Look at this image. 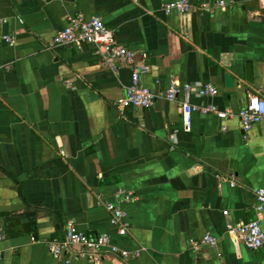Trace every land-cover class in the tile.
<instances>
[{"label": "crops", "instance_id": "obj_1", "mask_svg": "<svg viewBox=\"0 0 264 264\" xmlns=\"http://www.w3.org/2000/svg\"><path fill=\"white\" fill-rule=\"evenodd\" d=\"M170 1L0 0V264H65L47 243L64 238L71 219L90 235L108 232L132 252L106 253L104 264H264V245L249 248L226 231L227 222L256 218L264 229V208L256 207V189L264 187V122L245 131L237 115L193 112L187 130L181 105L215 103L238 113L250 94L264 97L261 0H224V7L191 0L187 14L167 13ZM80 12L100 16L117 42L150 67L141 83L159 95L151 108L119 106L132 67L114 72L93 44H53ZM226 73L234 87L226 86ZM174 79L211 83L219 93L170 101L165 91ZM121 190L136 200L125 201ZM107 201L128 211L126 235L111 223ZM206 232L217 244L191 248L190 240Z\"/></svg>", "mask_w": 264, "mask_h": 264}, {"label": "built area", "instance_id": "obj_2", "mask_svg": "<svg viewBox=\"0 0 264 264\" xmlns=\"http://www.w3.org/2000/svg\"><path fill=\"white\" fill-rule=\"evenodd\" d=\"M207 11L213 9L206 4H201ZM219 6L224 7L225 1L220 0ZM195 5L191 0H173L164 5V10L168 13L177 11L180 14H187L194 9ZM262 12L264 14V0H261ZM0 22H2L0 20ZM4 40L14 43V37L10 34H3ZM54 45L66 44H93L99 56L114 72L119 71L123 65L132 67L131 82L126 88L124 96L119 101V106L136 107L142 109L151 108L158 94L148 86L141 83V77L146 74L150 67L145 63H138L137 54L133 49L117 42L114 31L107 27L104 20L97 15L85 16L82 12L77 13L70 18L54 36ZM195 92L200 97H213L219 93V89L211 84H198L193 86L190 83L182 84L179 80H171L169 87L165 91V98L175 101L182 93L191 94ZM183 110V122L187 130L191 129V116L193 112H200L204 115L214 113L221 119H226L237 115L240 118L242 128L249 131L255 124L264 122V97L258 93H252L245 106L238 113L229 109H220L215 103H206L196 105L189 100L181 101ZM227 176L224 177V179ZM231 183L236 184V178L231 177ZM119 196H123L125 201L136 200L133 192L120 191ZM257 209L262 211L264 208V187L256 189ZM107 210L111 215V223L118 228L120 235H126L130 221L128 220V211L120 204L107 201L105 202ZM225 210L224 214L228 215ZM226 231L234 237L239 238L246 246L252 249L260 248L264 245V229L260 219H253L248 222H227ZM4 234L0 228V260L2 259L1 241ZM190 247L194 250L200 249L203 245L214 246L217 244V238L214 234L206 232L199 240H190ZM50 253L55 257L65 256V264H70L74 259L85 258L89 264H104L106 253L115 254L123 258H128L132 252L121 248L108 232H102L98 235H90L83 231L75 220H68L65 224L64 238H53L47 243ZM146 248L143 246L134 251L133 255L139 256Z\"/></svg>", "mask_w": 264, "mask_h": 264}, {"label": "water", "instance_id": "obj_3", "mask_svg": "<svg viewBox=\"0 0 264 264\" xmlns=\"http://www.w3.org/2000/svg\"><path fill=\"white\" fill-rule=\"evenodd\" d=\"M246 80L248 82H251V83L254 81L253 66H252L251 62H247L246 63ZM225 83H226L227 87H234L235 86V78H234V76L232 74H230V73H226L225 74ZM19 217L20 218H19L18 222H20L21 219H22V216H19ZM26 217H27V220H26V222L24 224V227L26 229L28 228V231L30 232L29 229L31 228V225L33 223L32 218H31L32 216H26ZM13 220H17V218H14Z\"/></svg>", "mask_w": 264, "mask_h": 264}]
</instances>
